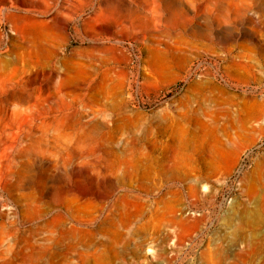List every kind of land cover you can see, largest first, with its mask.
I'll return each instance as SVG.
<instances>
[{"label":"rangeland","instance_id":"rangeland-1","mask_svg":"<svg viewBox=\"0 0 264 264\" xmlns=\"http://www.w3.org/2000/svg\"><path fill=\"white\" fill-rule=\"evenodd\" d=\"M0 264H264V0H0Z\"/></svg>","mask_w":264,"mask_h":264},{"label":"bare ground","instance_id":"bare-ground-1","mask_svg":"<svg viewBox=\"0 0 264 264\" xmlns=\"http://www.w3.org/2000/svg\"><path fill=\"white\" fill-rule=\"evenodd\" d=\"M261 216V215H260ZM260 216H259V218H260Z\"/></svg>","mask_w":264,"mask_h":264}]
</instances>
